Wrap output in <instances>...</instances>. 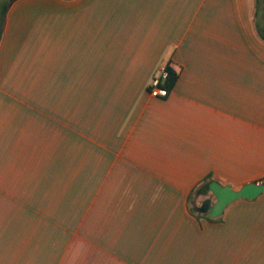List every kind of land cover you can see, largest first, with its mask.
Returning <instances> with one entry per match:
<instances>
[{
    "label": "crops",
    "instance_id": "0c3cea01",
    "mask_svg": "<svg viewBox=\"0 0 264 264\" xmlns=\"http://www.w3.org/2000/svg\"><path fill=\"white\" fill-rule=\"evenodd\" d=\"M255 4L10 2L0 36V145L23 143L41 98H51L52 113H65L71 158L106 178L104 191L133 194L140 216L131 230L140 231L115 248L68 250L0 223V264H264V193L213 221L197 219L188 203L207 176L233 189L264 182ZM163 65L178 77L166 98H152Z\"/></svg>",
    "mask_w": 264,
    "mask_h": 264
},
{
    "label": "rangeland",
    "instance_id": "374dc122",
    "mask_svg": "<svg viewBox=\"0 0 264 264\" xmlns=\"http://www.w3.org/2000/svg\"><path fill=\"white\" fill-rule=\"evenodd\" d=\"M9 1L0 0V7ZM41 101V118L27 125L25 138L18 137L24 142L0 145V223H19L29 239L41 235L44 248H115L121 235L140 231L131 230L138 203L133 194L104 191L109 187L100 181L106 178L87 174L85 162L71 158L65 113H52L51 98ZM209 197H196L195 205Z\"/></svg>",
    "mask_w": 264,
    "mask_h": 264
},
{
    "label": "water",
    "instance_id": "95a60500",
    "mask_svg": "<svg viewBox=\"0 0 264 264\" xmlns=\"http://www.w3.org/2000/svg\"><path fill=\"white\" fill-rule=\"evenodd\" d=\"M204 195L210 193L212 197L206 198L198 207V211L210 219L220 217L224 209L236 200H254L264 193V182H251L239 189L222 185L217 181H210L203 187Z\"/></svg>",
    "mask_w": 264,
    "mask_h": 264
},
{
    "label": "trees",
    "instance_id": "16d2710c",
    "mask_svg": "<svg viewBox=\"0 0 264 264\" xmlns=\"http://www.w3.org/2000/svg\"><path fill=\"white\" fill-rule=\"evenodd\" d=\"M12 1L13 0H10L8 3H5L0 7V36H1L2 26H3V22L5 18V13L8 9L10 2ZM261 2H262L261 0H256V4H255L256 8L254 12V28H255L256 34L258 35L259 39L262 42H264V8H263V15H262L263 20L262 21L259 16ZM167 70H168V78L163 83V87L169 90L174 86L178 75L173 69L170 68L169 65L167 66ZM210 181H212L210 176H207L206 178H204L202 182H200V184H198L188 196V203L190 204V208H189L190 213L194 215L197 219L204 218L206 220L213 221V219L208 218L205 214L200 213L197 210L198 207L195 206V198L197 196L204 195L203 187Z\"/></svg>",
    "mask_w": 264,
    "mask_h": 264
},
{
    "label": "built area",
    "instance_id": "2783aa9c",
    "mask_svg": "<svg viewBox=\"0 0 264 264\" xmlns=\"http://www.w3.org/2000/svg\"><path fill=\"white\" fill-rule=\"evenodd\" d=\"M168 65L159 68L158 73L154 76L149 85V95L152 98H166L169 90L163 87V83L168 78Z\"/></svg>",
    "mask_w": 264,
    "mask_h": 264
},
{
    "label": "flooded vegetation",
    "instance_id": "af4514ba",
    "mask_svg": "<svg viewBox=\"0 0 264 264\" xmlns=\"http://www.w3.org/2000/svg\"><path fill=\"white\" fill-rule=\"evenodd\" d=\"M198 210V209H197Z\"/></svg>",
    "mask_w": 264,
    "mask_h": 264
}]
</instances>
